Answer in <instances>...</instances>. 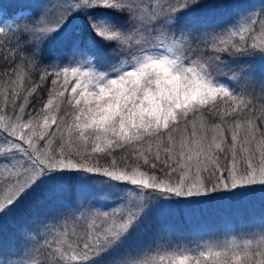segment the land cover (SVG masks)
Instances as JSON below:
<instances>
[{"label":"snow or ice","instance_id":"1","mask_svg":"<svg viewBox=\"0 0 264 264\" xmlns=\"http://www.w3.org/2000/svg\"><path fill=\"white\" fill-rule=\"evenodd\" d=\"M29 3L0 9V264H264V219L158 217L264 197V0Z\"/></svg>","mask_w":264,"mask_h":264},{"label":"trees","instance_id":"2","mask_svg":"<svg viewBox=\"0 0 264 264\" xmlns=\"http://www.w3.org/2000/svg\"><path fill=\"white\" fill-rule=\"evenodd\" d=\"M249 3H250L249 0L248 1L242 0V5H243L242 7H248ZM250 5L252 6L253 4L250 3ZM224 11L225 13H227L228 8L225 7ZM7 12L8 13L5 14L7 16H15L18 14L17 11L14 10V8L9 9ZM223 203L227 204V206H232V207L226 209L225 208L226 206H224L223 208L219 207L220 209H216V206L211 207V205L216 204V202L207 203L210 205V207H209V212L205 213L204 215L206 218V222L200 225L197 224V226H195L194 228L188 226V222L186 221L188 220L189 217L188 215L191 212L184 213V210L180 209L179 218H178L180 222L176 226L175 225L169 226L168 229L174 231L177 235H179L180 239H183L185 241L199 240L201 238L223 239L224 237H220L221 233L224 234L226 232H231L234 228L235 229H244L246 227L250 228L252 227L251 226L252 223H249L248 225L246 224L248 222H251V219H253V221L257 218L261 220L264 219V207L257 208L255 210H253L252 208V206H264V197H260L257 203L250 200L249 202L245 201V204L243 206H248V209L246 210L245 208V210L241 213H235L234 211L231 210L236 203H241L240 201L235 202V204L226 201ZM168 211H169L168 208L165 207L163 212V217L161 218L158 216L159 219L162 220ZM167 218H169V216H167ZM165 222H167V220H165ZM204 225H205L204 228L206 229H202ZM15 228H16L15 220L6 221L4 224V237L5 236L7 237V235H11L15 230ZM169 235L172 236L173 239L177 238V236L172 235L171 233Z\"/></svg>","mask_w":264,"mask_h":264},{"label":"rangeland","instance_id":"3","mask_svg":"<svg viewBox=\"0 0 264 264\" xmlns=\"http://www.w3.org/2000/svg\"><path fill=\"white\" fill-rule=\"evenodd\" d=\"M246 1H248V0H246ZM249 1H250V3L253 4L252 6H256L258 3V0H249ZM19 2H20V0H0V9L3 10L4 14H7L8 13L7 11L11 8H14V10H16L17 13H19L20 5L17 4ZM24 2H30L27 6L31 7L33 10H36L39 7L38 0H24ZM250 3L248 4V7L251 6ZM241 6H243V5H241ZM260 197H262V196L260 194H257L255 197H253L251 199H245L242 203H236L235 206H233V208L231 210L234 211L235 213H241L245 210V208H246V210L248 209V206H243L245 204V201L249 202V200H250V201H254L255 203H257V201ZM212 206H216V209H220L219 207L223 208L224 206H226L225 207L226 209H229L232 207V206H227V204H224L223 202L220 204L216 203L214 205H211V207ZM209 207H210L209 204L202 203V204L193 205L191 207L173 208L172 211H168L166 213V215H165L166 218L164 217L162 220L161 219L160 220L166 225L167 228L169 226H173V225L176 226L180 222L178 220L180 209H183L184 213L185 212L186 213L191 212L188 215L189 216L188 220H186V221L188 222V226H190L191 228H194L195 226H197V224L200 225V224H203L204 222H206V218L204 215H205V213L209 212ZM261 207H264V206H252L253 210H255L257 208H261ZM163 212H164V209L158 213V216L162 218ZM167 216H169V218H167ZM165 220H167V222H165ZM260 222H261V219L257 218L254 221H253V219H251V222H248L246 225H248L249 223H252L251 226H253V224L259 225ZM204 227H205V225L202 227V229H206ZM223 228H225V227H223ZM224 235H225V233L224 234L221 233L220 237H224ZM9 236L10 235H7V237L5 236V240H7Z\"/></svg>","mask_w":264,"mask_h":264}]
</instances>
